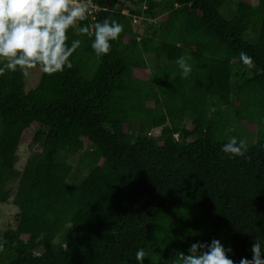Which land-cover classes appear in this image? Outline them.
<instances>
[{
    "label": "trees",
    "instance_id": "16d2710c",
    "mask_svg": "<svg viewBox=\"0 0 264 264\" xmlns=\"http://www.w3.org/2000/svg\"><path fill=\"white\" fill-rule=\"evenodd\" d=\"M124 1L128 14L92 0L69 27L70 68L29 90L19 69L0 75V203L18 209L0 264H136L137 248L144 264H172L213 237L238 260L264 240V0ZM141 14L159 20L139 35ZM105 17L122 31L97 56L89 33ZM148 55L162 62L150 79ZM230 136L243 155L220 151ZM24 138L33 151L18 168Z\"/></svg>",
    "mask_w": 264,
    "mask_h": 264
},
{
    "label": "clouds",
    "instance_id": "9594fccd",
    "mask_svg": "<svg viewBox=\"0 0 264 264\" xmlns=\"http://www.w3.org/2000/svg\"><path fill=\"white\" fill-rule=\"evenodd\" d=\"M91 7L92 0H0V75L17 69L26 74V70L35 66L48 74L70 68L69 57L80 41L66 43V32L75 22L85 20ZM86 31L85 27L80 28V32ZM121 31L122 25L114 19L110 21L105 17L97 22L94 33H89L94 35L90 43L94 54H107L110 41H115ZM188 59L181 55L175 61L180 76L184 78L192 72ZM241 59L252 67L250 57L241 53ZM220 151L229 158L243 155L244 141L230 136ZM249 251L250 258L240 256L235 260L232 258L233 248L220 239H195L188 244L186 251H176L171 260L172 264H264V240L254 238ZM145 256L144 249L137 248L136 264H144Z\"/></svg>",
    "mask_w": 264,
    "mask_h": 264
},
{
    "label": "rangeland",
    "instance_id": "374dc122",
    "mask_svg": "<svg viewBox=\"0 0 264 264\" xmlns=\"http://www.w3.org/2000/svg\"><path fill=\"white\" fill-rule=\"evenodd\" d=\"M131 4L128 1H124V0H118V3L116 5L117 8L122 9V11L124 12V14H128L129 12V8H131ZM137 12H142L143 11V6L141 4H137L133 7ZM227 12V11H226ZM225 12V13H226ZM225 15H229V13L227 12ZM137 16V15H136ZM158 18L157 19H153V20H149L147 17H144L142 14L141 16H137V18H133L131 17L130 21L131 24L133 26L134 31L137 34H143L145 32V29L147 28V25L149 23H154L157 24L158 22ZM146 61L149 64V72H148V79L151 78L152 74L155 72V70H157V67L162 63L161 60L158 59H154L152 56H146ZM42 74V70L40 69V67H33L32 69H28L26 71V76H25V87L26 90L32 89L33 87H35V85L38 83L39 78ZM226 110V112H228L230 115L234 114L233 109L225 107L224 108ZM187 125L189 124V120L186 121ZM31 132H33V127L31 128ZM160 129L159 128H155L151 131L152 134L157 135L159 134ZM251 135L249 136L250 140L254 139V133L253 131L250 133ZM33 151V147L26 142V138L23 139L22 143L20 144L19 147V159H18V163H17V167L21 168L22 165L24 164L27 156L30 155V153ZM76 156L74 157H70L69 161L70 163L75 162ZM80 174H77V176H79ZM9 184V188L11 189H15L16 187V181H11L8 183ZM17 212L18 209L17 207L12 203L11 198L7 201V202H2L0 203V234L7 228L9 227H15L16 223H17ZM22 237L25 238V235H23ZM42 250H35L36 253H40Z\"/></svg>",
    "mask_w": 264,
    "mask_h": 264
},
{
    "label": "crops",
    "instance_id": "0c3cea01",
    "mask_svg": "<svg viewBox=\"0 0 264 264\" xmlns=\"http://www.w3.org/2000/svg\"><path fill=\"white\" fill-rule=\"evenodd\" d=\"M258 0H252V4H256Z\"/></svg>",
    "mask_w": 264,
    "mask_h": 264
},
{
    "label": "built area",
    "instance_id": "2783aa9c",
    "mask_svg": "<svg viewBox=\"0 0 264 264\" xmlns=\"http://www.w3.org/2000/svg\"><path fill=\"white\" fill-rule=\"evenodd\" d=\"M92 6H93V8L95 7V5L92 3ZM133 18H137V16L136 15H134L133 16Z\"/></svg>",
    "mask_w": 264,
    "mask_h": 264
}]
</instances>
